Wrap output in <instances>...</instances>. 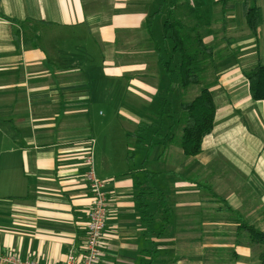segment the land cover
Listing matches in <instances>:
<instances>
[{
  "label": "crops",
  "instance_id": "1",
  "mask_svg": "<svg viewBox=\"0 0 264 264\" xmlns=\"http://www.w3.org/2000/svg\"><path fill=\"white\" fill-rule=\"evenodd\" d=\"M194 3L220 35L214 53L232 39L231 59L207 70L215 76L208 88L213 130L200 153L187 157L176 144H162L170 131L152 114L156 125L142 145L113 150L109 122L137 124L139 106L157 95L153 37L161 40L171 11L190 21ZM245 4L262 11L257 42L245 26ZM0 14V253L62 264L82 250L90 156L107 197L97 264H192L196 241L200 264H208L201 256L208 247L231 251L222 264H249L260 246H249L237 227L264 232V100L251 99L243 72L264 61V2L0 0ZM17 28L23 41L13 37ZM134 131L126 139L134 140ZM213 212L214 222L207 216Z\"/></svg>",
  "mask_w": 264,
  "mask_h": 264
},
{
  "label": "trees",
  "instance_id": "2",
  "mask_svg": "<svg viewBox=\"0 0 264 264\" xmlns=\"http://www.w3.org/2000/svg\"><path fill=\"white\" fill-rule=\"evenodd\" d=\"M197 6L198 4L194 3L191 7L190 11L193 20L187 23H185V21L183 22L182 19L177 16L173 17L171 11L164 19L161 40L157 42L152 36L157 51L156 64L167 79L166 92L169 94L171 93L170 87H174L175 85H178L181 90L200 86L202 79L201 73L196 71V54L206 56L209 61L212 60L215 54L213 48L208 46L198 33L200 22L203 20L204 16L199 12V8H196ZM244 13L246 26L250 31L251 36L257 42L259 29L263 22L262 11L259 7L253 4H245ZM1 17L3 16L1 15ZM9 21H11L14 26H21L19 21ZM147 27H149V32L151 33V22L149 19L147 20ZM223 27L225 28L226 24H223ZM189 33L194 36V52H191L189 49L188 52L185 46L184 37ZM13 37L17 42H20L21 38L22 41L24 40V36L19 28L15 30ZM169 51L170 54L164 56V54L166 52L169 53ZM174 55H178L179 58V63L176 66H173L172 64V58L175 57ZM243 75L248 81L251 99L254 101L264 100V61L258 63L249 70H245ZM178 108L180 116L177 120H174L170 115L163 116V113L161 112V117H159L158 122L159 129L162 130L167 121V119L164 118L167 117L170 121V123H168V125L170 124L168 126L170 134L163 137L162 144H176L182 150L184 156L194 157L201 151L202 139L213 130L215 105L212 94L207 88L201 87L193 99L182 101ZM153 125H156V123H139L137 125L134 133L131 134V137L134 138V145L143 144L144 138L142 137V134L149 133ZM179 126L181 134L177 136L174 132H176L175 129ZM207 192L215 195L210 188H208ZM162 196L163 195L160 192L161 200H163ZM139 207L145 210L147 206L142 203ZM165 225L166 224H163V226ZM237 231V233H243L245 235L249 246H260V249L255 254L257 260L256 264H264V232L253 225L245 223L240 224L237 227Z\"/></svg>",
  "mask_w": 264,
  "mask_h": 264
},
{
  "label": "rangeland",
  "instance_id": "3",
  "mask_svg": "<svg viewBox=\"0 0 264 264\" xmlns=\"http://www.w3.org/2000/svg\"><path fill=\"white\" fill-rule=\"evenodd\" d=\"M261 3L264 2V0H259ZM180 13H182V15L184 14L185 16V10H180ZM199 12L204 16V12L202 9H199ZM207 14V13H206ZM203 18V20H201L199 28H198V33L200 34V36L204 39L205 37H207L206 40V44L208 46H210L211 48H213V50H215L218 46H219V41H217V37H220V35H218L214 29H215V23L212 25V19L210 20L209 16L207 15ZM193 18L190 20L192 21ZM190 21H185V23L190 22ZM246 26V24H245ZM241 24H238L237 28H240ZM247 27V26H246ZM160 31L162 32V26H160ZM264 29H262L261 31V36L264 37L263 34ZM251 35V34H250ZM238 36H242V34H239ZM185 46L186 49L190 50L191 52L195 51V42H194V36L189 33L187 35H185ZM228 40V41H227ZM224 42L225 47L215 51L214 54V63L219 65V63H221V61H227L230 60L231 58L228 57L230 55L229 52L227 50H229V46L232 44V39H228ZM255 41V40H254ZM188 50V52H189ZM257 50V49H256ZM254 50V51H256ZM259 52H262V54L264 53V39H260L259 41ZM170 54L169 53H165V55ZM221 57L218 59V61H216L217 57L220 56ZM175 57H173V66L178 65L179 63V58L178 55H174ZM216 57V58H215ZM196 71H199L201 73V85L200 86H195L186 90H181L180 87L178 85H175L174 87H170V94L166 92V87H167V79L165 77V75L162 73V71L160 69H158V76H160V81H159V89H157V95H155L154 97L151 98V103H149L148 105H143L142 107L139 106V109L141 110L140 112H142V114H140V116L142 117L141 121H139L137 124L136 123H132L130 124L129 122L126 121H119V120H115V121H111L109 122L108 126L106 128H110L111 134H110V138H109V143L112 146L113 150H118L119 147L121 146L122 148V153L125 149V144L128 143V149L132 150L134 147V140H130V139H126L125 137V132L127 131H134L137 128V125L141 122L143 123H151L153 122V118H152V114H154V116H158L161 117V112L163 113V116H168L170 115L174 120H177L180 116L179 113V104L182 101H187V100H191L193 99L196 95L198 90L201 87H205V88H209L210 85H212L213 81L215 80V76L213 72H209L207 71L209 69V64L213 63V58L211 61H209V59L206 58V56H202L200 54H196ZM221 59V60H220ZM215 66V65H214ZM210 70H212L210 68ZM176 83V81H175ZM177 84V83H176ZM156 99V101H155ZM168 99V101L166 100ZM155 101V102H153ZM153 102V103H152ZM112 108L114 109L115 106H112ZM165 112V113H164ZM164 119H167V121L165 122V127L168 128V123H170L169 119L166 117ZM136 124V125H135ZM164 128V129H166ZM175 131H180V126L175 129ZM126 142V143H125ZM215 212L208 214V220L211 221H215ZM215 229L212 227H209L208 229V233H206V236H208V244L209 245H214V242L217 240L215 239L216 235H215ZM193 235H195L196 237H201L202 240L204 238L203 235H200L198 232H195ZM197 241L193 246L194 248L192 249V264H200V255H198L197 251H199L197 248ZM230 252L229 249L227 251H220L218 249H216L215 247H208L206 250H203V253H201L202 258L204 259L203 262H206L208 264H220L221 262L224 263L225 261L228 260V258L230 257ZM247 261H249V264H256L257 260L255 255L250 258L249 260L247 259ZM221 263V264H222Z\"/></svg>",
  "mask_w": 264,
  "mask_h": 264
},
{
  "label": "built area",
  "instance_id": "4",
  "mask_svg": "<svg viewBox=\"0 0 264 264\" xmlns=\"http://www.w3.org/2000/svg\"><path fill=\"white\" fill-rule=\"evenodd\" d=\"M88 167L85 178L91 193L90 210L87 214V237L79 253L69 252L62 264H97L100 257V240L104 231L107 210V197L103 191L104 183L97 179L92 168V159L86 160ZM0 264H39L34 260H20L13 254H1Z\"/></svg>",
  "mask_w": 264,
  "mask_h": 264
}]
</instances>
